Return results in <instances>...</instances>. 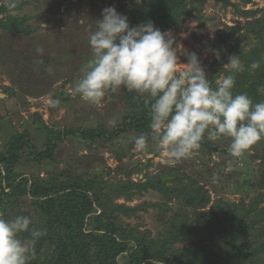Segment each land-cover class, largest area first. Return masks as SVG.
<instances>
[{"label":"trees","instance_id":"trees-1","mask_svg":"<svg viewBox=\"0 0 264 264\" xmlns=\"http://www.w3.org/2000/svg\"><path fill=\"white\" fill-rule=\"evenodd\" d=\"M126 1L118 0L115 8L128 17L130 26L152 21L166 32L195 15L203 17L205 3L210 0H131L130 4ZM214 1L252 17L244 27L226 25L214 42L222 46L236 34L246 45L252 41L254 46L249 51L240 43L234 49L230 46L229 53L233 49L234 55H240L246 69L236 75L233 93H247L254 102L264 101V94L258 91L264 87V15L255 17L262 10L242 9L234 0ZM240 2L249 4L252 0ZM7 11L5 5L0 7V31L33 32L26 25L27 16L2 15ZM98 18L102 19V11ZM256 60L261 61L260 68L250 70ZM47 64L44 62L42 71ZM223 72L227 74L226 70ZM218 74L220 71L216 74L206 71L213 87ZM118 95L125 107L119 111V122L111 129L97 126L77 133L74 128L54 130L44 123L38 130L45 132L47 149H33L30 134L25 131L16 133L6 151H0V217L30 216V227L46 233L34 245L35 255L29 264H264V139L252 146L262 151L253 155L260 160L257 174L248 172L247 176L234 177L235 180L230 175L224 179L228 185L226 192L239 191L237 201L224 195L213 199L194 173L176 170L147 173L145 179L136 182L119 178L111 182L92 175H75L73 171L48 172L47 176L18 173L17 166L27 149L28 155L42 164L54 157L57 143L70 135L88 138L91 143L116 145L122 155L132 154L133 137L149 133V107L144 98L126 88L121 87ZM60 96L62 102L68 101L64 92ZM201 147L206 148L202 144ZM219 151L229 154L222 148ZM145 152H156L150 139ZM168 174L174 178L164 183L162 175ZM150 189L158 191L162 200L135 207L116 201L119 196L130 201L134 195ZM150 205L163 219L157 235L141 230L139 224L128 219L137 208ZM20 238L28 241L30 236L23 233Z\"/></svg>","mask_w":264,"mask_h":264},{"label":"rangeland","instance_id":"rangeland-1","mask_svg":"<svg viewBox=\"0 0 264 264\" xmlns=\"http://www.w3.org/2000/svg\"><path fill=\"white\" fill-rule=\"evenodd\" d=\"M117 2L18 0L14 14L9 11L2 14L20 18L27 16L26 25L33 32L0 31V94H3L0 97V151H6L9 140L16 133L25 131L30 134L33 149H47L45 132L38 130L44 123L54 130L74 128L80 133L81 130L97 126L111 129L119 122V111L125 107L118 95L121 88L106 93L99 107L82 101L73 92L82 65L92 58L88 38L96 29L98 15L104 6L115 7ZM126 2L130 4L131 0ZM234 2L245 10L261 9L262 13H256L255 17L264 15V0H252L249 4H243L240 0ZM4 5V0H0V7ZM203 14V17L195 15L166 32H171L175 37L174 46L177 47L181 63H187L185 53L196 52L207 72L216 74L220 71L221 75L226 74L223 68L229 62V56L234 55V46L237 43L245 46V41L238 34L229 37L222 46L214 40L220 32L223 34L226 25L244 27L252 17L247 18L237 13L235 7H224L214 0L205 3ZM230 46L233 49L229 53ZM246 46V51H249L254 45L249 40ZM37 47L43 48V53H37ZM216 50H219V58L214 55ZM227 52L229 55L226 56ZM46 61L48 64L42 71ZM60 92L66 93L68 101L60 100ZM86 139L74 135L64 138L57 143L54 157L46 159L42 164L34 161L27 149L17 171L41 176H47L48 172L59 174L73 171L75 175H92L111 182L117 178L136 182L145 179L147 173L155 175L176 170L183 174L194 173L197 180L211 192L213 199L224 195L237 201L240 193L226 192L228 185L225 177L230 175L235 180L234 177L238 178L241 174L247 176L248 172L257 174L260 160H255L253 155L262 152L255 145L256 148L251 147L243 157L235 159L219 151L222 148L228 152L227 142L230 144L228 138H222L211 141L213 148L205 146L204 149L200 146L190 156L170 163L166 155L158 150L137 152L133 145L130 149L132 154L128 156L122 155L121 148L116 145L101 141L91 143V140ZM117 149L120 151L117 152ZM162 178L166 183L174 176L168 174L162 175ZM133 197L129 201L119 196L116 201L135 207L162 200L161 194L154 189ZM160 217L158 210L150 205L137 208L128 219L132 224H139L141 230H150L156 234L163 226Z\"/></svg>","mask_w":264,"mask_h":264},{"label":"clouds","instance_id":"clouds-1","mask_svg":"<svg viewBox=\"0 0 264 264\" xmlns=\"http://www.w3.org/2000/svg\"><path fill=\"white\" fill-rule=\"evenodd\" d=\"M4 4L14 14L18 0ZM88 43L92 58L82 65L73 92L97 107L106 93L121 87L144 98L149 133L133 137L135 151H146L150 139L172 163L190 156L202 143L228 138L229 155L239 159L264 139V101L233 93L236 75L246 71L240 55L229 56L223 68L227 74H218L213 87L196 52L185 53L187 63H181L171 32H162L152 21L130 26L114 6L102 10ZM36 51L43 53V48ZM214 55L219 58V50ZM260 65L256 60L249 67L256 70ZM258 91L264 94V87ZM31 225L27 215L0 217V264H29L34 245L46 234ZM23 233L29 234L28 241L20 238Z\"/></svg>","mask_w":264,"mask_h":264},{"label":"water","instance_id":"water-1","mask_svg":"<svg viewBox=\"0 0 264 264\" xmlns=\"http://www.w3.org/2000/svg\"><path fill=\"white\" fill-rule=\"evenodd\" d=\"M2 93L0 94V97H2ZM65 96H66V93H65ZM202 145H204V146H207V147H209V148H213V146L209 143V142H205V143H202ZM166 179L164 178V181H165Z\"/></svg>","mask_w":264,"mask_h":264}]
</instances>
